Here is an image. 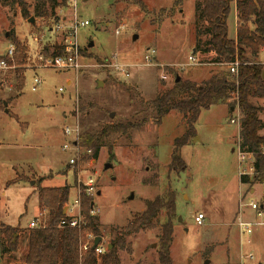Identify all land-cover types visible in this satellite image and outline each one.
Returning <instances> with one entry per match:
<instances>
[{"label": "rangeland", "instance_id": "374dc122", "mask_svg": "<svg viewBox=\"0 0 264 264\" xmlns=\"http://www.w3.org/2000/svg\"><path fill=\"white\" fill-rule=\"evenodd\" d=\"M26 2L29 19L22 16L19 4L0 0V57L14 35L28 45L33 59L44 43L58 42V35L49 34L47 27L73 14L65 0L48 16L34 17L36 1ZM77 8L78 16L90 22L78 31L84 51L78 70L36 68L27 61L21 92L14 89L16 66L0 70V98L4 102L12 99L0 111V220L21 229L18 252L6 256L2 263L22 264L29 223L36 217L41 224L46 222L38 195L42 177L52 176L40 186L67 183L72 196L79 189L78 179L94 174L100 193L93 197L94 209L105 244L110 246L120 230L145 210L148 201L175 195L170 243L173 264H264V227L255 226L252 234H242L236 225L240 217L246 219L245 212L253 218L254 211L247 204L261 200L264 192L261 183L249 186L240 182L241 111L236 108L232 112L227 105L202 110L197 133L181 149L186 167L179 171L170 164L174 141L186 130L184 117L172 111L159 125L150 106V101L173 87L175 74L202 82L212 72L227 69V65H206L194 53L195 0H77ZM228 29L234 39V4ZM33 34L45 37L37 45ZM147 55L151 63L145 59ZM191 55L198 64H189ZM209 58L205 57L206 62ZM115 64L125 66L128 76ZM35 78L42 84L33 90ZM257 103L264 106L263 100ZM143 118L148 122L140 130L110 137L112 153L102 147L93 158L82 146V137L77 140L80 147L76 154L73 149H62L66 143L77 142L64 134L66 127L79 126L82 134L96 133L109 125ZM74 154L77 164L72 167L69 160ZM18 176L24 181L8 186L7 182ZM253 187L256 192L250 194ZM63 210L66 212L65 206ZM199 213L205 216L202 224L195 220ZM153 221V229L125 238L130 250H118L120 264H159L166 212H159Z\"/></svg>", "mask_w": 264, "mask_h": 264}, {"label": "trees", "instance_id": "16d2710c", "mask_svg": "<svg viewBox=\"0 0 264 264\" xmlns=\"http://www.w3.org/2000/svg\"><path fill=\"white\" fill-rule=\"evenodd\" d=\"M19 4L22 16L31 17L26 0H3ZM34 17L48 16L63 6L65 0H35ZM182 2L183 0H178ZM235 4L237 13L236 39L229 38L228 17L231 5ZM195 33L197 35L196 51L210 55V63L226 65L238 59L240 66L238 74H231L228 69L212 72L211 76L201 82H193L180 78L172 69H165L175 74L173 87L150 101L156 124H161L164 117L170 112L177 111L184 117L186 130L181 137L174 141L170 167L182 171L186 162L182 158V147L189 144L196 132V123L202 110L215 105H227L241 111L242 118L239 125V147L242 151L254 153L256 174L254 177H242V184L253 185L261 183L264 187V136L259 131L264 128L259 118L262 107L256 106L253 99L264 97V64L258 58L264 48V0H195ZM204 37V39H203ZM16 47L14 61L8 59L9 64L15 65L16 77L14 89L21 92L25 86V66L28 61L29 47L16 36H11ZM62 47L55 44H46L43 47L45 56L62 54ZM81 49V54L83 55ZM84 57V56H83ZM207 61V60H203ZM202 62V61H201ZM9 98L6 102H10ZM4 101L0 98V111L4 109ZM18 119V118H17ZM148 122L147 118L134 123H119L109 125L96 133L82 134V146L92 150L91 156L96 158L102 147L113 152L112 136L138 131ZM51 178V175L47 176ZM38 182V195L41 210L45 211L46 222L39 228L26 230L27 251L23 257L24 264H92L97 257L91 243L87 251L81 252L80 245L87 241V236H101L102 231L97 215H92L94 198L82 195V215L84 222L80 227H63L60 222L66 217L63 207L70 198L71 186L65 183L62 186H40L44 179ZM19 176L8 181L10 184L23 182ZM250 189V188H249ZM176 197L167 195L158 196L148 201L145 210L132 219L120 232L111 244V249L100 257L101 264H120L119 249L130 250L126 237L142 230L153 229L154 219L158 213L165 211L167 221L162 225V234L158 251L159 264H173L170 252V243L174 233L172 220L176 214ZM260 207L264 209V192L260 200ZM21 229L0 222L1 256L16 253L19 249ZM102 237V236H101Z\"/></svg>", "mask_w": 264, "mask_h": 264}, {"label": "built area", "instance_id": "2783aa9c", "mask_svg": "<svg viewBox=\"0 0 264 264\" xmlns=\"http://www.w3.org/2000/svg\"><path fill=\"white\" fill-rule=\"evenodd\" d=\"M68 6L73 8V14L67 18V17H61L60 19L56 20L51 28H49L47 31L48 33H53L58 35V42H54L51 44V46H54L55 44L60 45L62 47V54L58 55H49L45 56L43 53V47L47 44L44 43L37 52L34 55V58L30 56V51L28 53V61L30 62V65H34L36 68H47V69H53V70H69L74 69L78 70L81 67L80 60L83 58V55L81 54V46L79 44L78 39V31L81 28L87 27L90 22L85 19H81L78 16V8H77V0H68ZM42 33V32H41ZM45 37V34H33V40L37 43H40V40H42ZM38 45V44H37ZM16 52V47L14 43H11L9 45V48L6 52V54L2 57H0V70H11L15 68V65H11L8 62V59L14 61V56ZM154 52V51H152ZM145 59L148 63H151V57L145 56ZM189 61L191 65L198 64L196 58L194 56L189 57ZM227 65L228 71L233 74H238V69L240 66V62L238 59H236L233 62H230ZM117 69H121L124 72L125 66L115 64L114 65ZM125 75L128 76V73L125 72ZM163 78H166L163 76ZM42 84V81L40 78H35L33 82V90H36L38 86ZM238 108V107H237ZM234 111H236V108H234ZM231 122L236 123V119L232 118ZM238 125H240V120H238ZM64 134L67 136H72L73 139L76 141L81 139V131L80 127L76 126L74 129H70L69 127H66L64 129ZM79 144L78 141L75 143H66L62 146V149L64 151H69L70 149H73L75 154L79 152ZM263 154H264V147L261 148ZM88 154L92 153V150H88ZM71 158L69 160V164L74 167L77 164L76 157ZM238 155H239V176L242 177H254L256 174L255 169V158L254 153L251 152H245L240 149L238 146ZM79 182V189L74 191V195H70V198L68 202L65 204L66 212L65 218L60 222V227H80L81 224L84 222L83 215H82V195L85 194L89 197H94L98 193L97 189V179L95 178L94 174H89L85 179H78ZM248 207H250L254 213L256 218L252 220H247L242 217L238 219L236 222V225L238 226V229L240 233L242 234H252L254 232L255 226H261L264 227V209L260 207V201H254L251 200L248 204ZM92 215H97L95 209L91 211ZM205 216L202 213H199L195 220L198 224H202ZM41 226V222L39 218H35L29 223V228H39ZM98 236H94L92 234H89L87 236V241L80 245L81 252L87 251L90 248V245L92 243L93 250L95 252V255L97 257V262L92 264H100L98 260L102 255H104L109 250V245L105 244L104 238L102 237L101 242L98 244V246L94 247L95 239ZM252 258V257H250Z\"/></svg>", "mask_w": 264, "mask_h": 264}, {"label": "crops", "instance_id": "0c3cea01", "mask_svg": "<svg viewBox=\"0 0 264 264\" xmlns=\"http://www.w3.org/2000/svg\"><path fill=\"white\" fill-rule=\"evenodd\" d=\"M235 5V4H234ZM235 11H236V6H235ZM52 27V26H51ZM51 27H49V28H51ZM236 29H237V13H236ZM49 34H51V35H53V33H49ZM58 37V36H57ZM59 38V37H58ZM229 38H231L230 36H229ZM231 39H233V38H231ZM234 39H236V36H235V38ZM49 44V43H48ZM52 44V43H51ZM194 53L196 54V55H200L201 56V61L203 62V60H206L205 59V57H208V56H210V55H206V54H202L201 53V51L199 50L198 52L196 51V50H194ZM204 56V57H203ZM258 59H260V62L262 63V64H264V48L261 50V53L259 54V58ZM203 63H205L206 65H210V66H212L213 68L214 67H216L217 66V64H213V63H208V62H203ZM216 65V66H215ZM212 68V70H214ZM165 76V75H164ZM166 77V76H165ZM168 77H166L165 79H167ZM208 78L206 77V78H202V82L203 81H205V80H207ZM186 80H190V81H193V82H198L199 80H194L193 78H188V79H186ZM198 83H201V82H198ZM263 100V102H264V97L263 98H259V99H253V103L256 105V106H259V107H262L263 108V110L259 113V118L263 121V123H264V118L262 117V115L264 114V106L263 105H259L257 102L258 101H262ZM230 110H231V108H229ZM233 112V111H232ZM239 131H240V129H239ZM259 134L260 135H262V136H264V128L263 129H261L260 131H259ZM241 182V181H240ZM242 184V183H241ZM48 187V186H47ZM50 187V186H49ZM52 187V186H51ZM256 192V189H255V187H253L251 190H250V194H254ZM260 201V200H259ZM254 215H255V213H254ZM254 215H253V218H254ZM245 217H246V219L247 220H251L250 218H252V215L249 217V215H248V213L247 212H245V215H244ZM252 218V219H253ZM0 222H2L1 220H0ZM3 223V222H2ZM5 224V223H4ZM7 225V224H6ZM28 228H29V225H28ZM25 253H26V251H27V241H25ZM19 250V249H18ZM18 252V251H17ZM16 252V253H17ZM16 253H14V254H16ZM14 254H12V256H14ZM6 256H8L9 257V255H5V256H1V248H0V264H3L2 263V261L5 259V257ZM14 260V259H13ZM9 264H11V262L9 261ZM22 264H24V262L22 263Z\"/></svg>", "mask_w": 264, "mask_h": 264}, {"label": "water", "instance_id": "95a60500", "mask_svg": "<svg viewBox=\"0 0 264 264\" xmlns=\"http://www.w3.org/2000/svg\"><path fill=\"white\" fill-rule=\"evenodd\" d=\"M30 21H31V22H34V18H32ZM90 46H91V45H90ZM263 76H264V74H263ZM179 80H180V76L177 77L176 81H179ZM4 105L6 106L7 103L5 102ZM5 111L8 112V109L6 108ZM231 111H234V107H231ZM106 167H107V168H108V167H111V164H107ZM98 195H100V193H98ZM63 213H65V210H63ZM101 240H102V237H101V236H98V237L95 239L94 247L98 246V244L101 242ZM111 247H112V246L110 245V246H109V250L111 249ZM206 264H208V262H206Z\"/></svg>", "mask_w": 264, "mask_h": 264}]
</instances>
